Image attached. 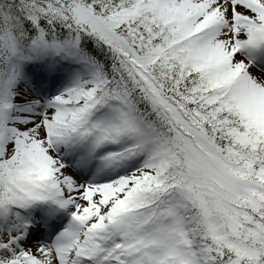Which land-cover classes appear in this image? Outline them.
<instances>
[{"label": "rangeland", "instance_id": "374dc122", "mask_svg": "<svg viewBox=\"0 0 264 264\" xmlns=\"http://www.w3.org/2000/svg\"><path fill=\"white\" fill-rule=\"evenodd\" d=\"M190 1L191 0H174L172 3H163L162 13L164 15V23L169 27L171 32L183 36L192 30L206 33L203 38V43H198L201 46L194 47L193 43L191 54L201 62L204 69H208L211 74H216L228 81V94L235 99L244 114L256 124L260 126L264 125V75L249 68L241 57L236 54L235 49L231 47L233 42H235L238 32L241 30L232 23L231 14L227 17L225 22H216L215 15L205 16L204 11L197 9V7H193L192 3L189 4ZM244 1L260 6L262 8V13L264 12V0ZM43 2L50 7L49 2L46 0ZM243 10L247 11V14L252 17L258 16L250 7H245ZM241 33L257 34L254 29H245L242 30ZM19 46L20 44L15 39L13 33H10L9 30L5 31L0 36V60H4L7 53H16V55H18L17 49ZM66 61L71 63L73 59H66L65 62ZM80 79L83 80L84 78ZM15 82L18 81H10L9 92H12L10 87H13V93H16L17 90L13 85ZM77 88L78 86L76 85L74 89L67 91L65 94L55 96L58 99L68 100L69 98H78L81 94L88 91L87 89L82 91L77 90ZM56 112L57 111H46V113H41L33 117L35 118L34 121L25 123L26 121L21 120L17 123L15 130L19 134L16 135V139L22 144L21 151L24 160L21 162L24 165L21 175L29 185H36L37 181L34 177L37 174L40 175L48 165H51L54 178L57 180L60 188H63L66 192L64 200L61 202L66 203L65 205L69 207L70 211L78 215V217L82 216L88 218L86 219L88 220L87 224L98 223L103 212L107 211L108 206L112 202L106 189L109 188V186H98L96 182L90 184H79L74 182L73 176L63 167L61 159L57 158V151L63 152L60 140L57 144L52 146L44 142V133L46 131L55 132L57 127L61 125L60 118L55 117ZM124 114L126 115L125 112H122L118 117L111 118L112 120L109 125H107L102 140H111L113 135L117 136V132L114 130L117 129L119 123L125 124L127 119L126 116H122ZM27 117L28 116H25L23 118ZM133 125L136 126V123L133 122ZM185 128L186 132L196 135L187 125ZM189 149L193 150V163L204 164L205 150L208 156L207 158L210 161L209 166L215 164L213 161L214 157L203 140L197 138L193 141L192 145L189 146ZM214 175L216 177L218 176L216 173H214ZM226 180L229 182V185L224 187L226 190L225 200H227V202H223L220 208L224 207L225 209L236 210L243 201V199L239 198L242 196L240 188L245 189L243 186L244 183L236 181L232 174H227ZM37 186L38 185H36V187ZM28 187L29 186L25 185L24 189ZM110 190L116 192V189L112 188ZM116 199L120 200L122 207L125 206L127 200L122 197H116ZM217 202L215 198H208L205 201H202L200 198L201 210H204L205 224H208L212 229H217L221 226V222L216 220V216L209 210V205L213 204V207L217 206ZM76 207L77 209H75ZM229 226L233 228L234 224L231 223ZM177 243L180 246V242H176L175 244ZM149 248V256L156 260L162 261L165 256L171 252H173V258L180 259V251L166 250L164 253L162 249H159L158 252H153L152 247L149 246L148 249ZM151 253H153V255ZM56 258H63V256L57 254ZM180 260L182 264H194L196 262V260H192L191 258H188V260ZM53 262L56 263L55 260H53Z\"/></svg>", "mask_w": 264, "mask_h": 264}, {"label": "trees", "instance_id": "16d2710c", "mask_svg": "<svg viewBox=\"0 0 264 264\" xmlns=\"http://www.w3.org/2000/svg\"><path fill=\"white\" fill-rule=\"evenodd\" d=\"M1 1L0 0V6L3 7L4 9L2 11V13L8 12L11 8L8 5L11 4H6L5 5H1ZM16 0H14L15 2ZM75 2V7L78 6L79 2L82 3L83 0H73ZM93 4H95V8L96 10H100V11H107V9H112V8H116L118 6L117 9L121 8L122 6L120 5L121 3H130V0H93ZM109 2H117V6L114 5H110ZM92 3V2H90ZM18 4V2H17ZM15 6L16 9H13L14 12V16L11 18L12 23L16 26L17 24H27L28 27L27 29L29 30V32L32 35H38L40 29H42L43 25L47 22L50 23V27L54 26V22H53V18L51 16L50 19H43L41 17H33L32 19H29V16L31 14H27L24 10H20L19 6ZM62 5H66L65 3H62ZM110 7V8H108ZM134 15V14H133ZM47 17V18H49ZM1 18V17H0ZM134 18V19H133ZM131 20V23L127 25V22L124 20L122 21L120 24L117 23V29H121L123 32H125L127 34V36L134 42H140V41H144L145 37L142 34L140 29V24L142 23V17L141 16H130L129 18ZM46 20V21H44ZM105 23V26H104ZM104 23L100 24V21H97V25L94 24H81L80 23H76L74 25H78L77 28L83 32H91L93 34H98V31H101V29L103 27H109L110 21L108 19L105 20ZM111 29H116V25L111 26ZM54 34L57 33L55 36L56 37H61L60 34H58V29H51ZM70 31H74L71 30ZM88 36H92L89 34H86ZM92 38L95 40L97 38H95L94 36H92ZM94 47V45H89V49ZM229 105H225L224 103L218 105V106H214L213 109L210 108H206V106L204 107L201 106L198 111H199V116L200 119L202 120L203 124L207 127H209L210 129H212L215 132L218 133H222L224 134L226 137L228 138H234L236 141L240 140V135L241 134H246L247 136H249V138L240 143L241 146L243 148L246 149H250L251 147L254 149L255 151V155L258 157L259 155H263V159H264V131L260 130V129H254L252 128L251 125H249L247 122L241 120L236 113H234L233 111H231V109H229ZM244 138V136H242ZM251 176L253 178H256L258 175V172L260 171V169L257 167L255 169H251ZM264 204V202H263ZM218 264H226V260L224 259H220L218 262Z\"/></svg>", "mask_w": 264, "mask_h": 264}, {"label": "bare ground", "instance_id": "6f19581e", "mask_svg": "<svg viewBox=\"0 0 264 264\" xmlns=\"http://www.w3.org/2000/svg\"><path fill=\"white\" fill-rule=\"evenodd\" d=\"M195 1L201 4V9L205 10L208 15H211V16L215 15L216 18H218L219 15H220V18H225L227 16V11L232 8V5L234 4L239 5L240 3V0H236V1L234 0H195ZM58 210L61 212L59 214V216L61 217L60 221L61 222L62 220L64 222L67 221L66 225L68 226V229H67L66 234H64V232H61L60 234H58L56 240L61 241V242L72 243L75 241V237H77L76 236L77 229L74 228L77 226V222H75L77 217L67 208L63 210L62 207H58ZM63 215H65L66 218ZM50 236L52 237V235ZM29 242L32 243L33 240ZM49 245L50 243H47V246ZM17 248L18 250L21 249L20 246H18ZM39 248L36 249V254L44 253L46 254V257L48 258V260H52V256H53L52 250L49 251L46 246H39ZM24 255H25V252L21 251L20 253L21 258H23Z\"/></svg>", "mask_w": 264, "mask_h": 264}]
</instances>
